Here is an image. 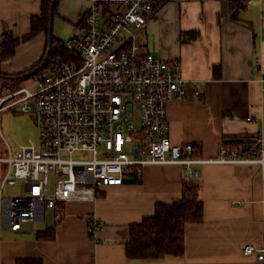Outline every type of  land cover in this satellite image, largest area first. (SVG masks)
I'll return each mask as SVG.
<instances>
[{"label": "crops", "instance_id": "1", "mask_svg": "<svg viewBox=\"0 0 264 264\" xmlns=\"http://www.w3.org/2000/svg\"><path fill=\"white\" fill-rule=\"evenodd\" d=\"M161 1L139 38L154 55L182 65L187 98L168 104L171 140L194 143L202 157L214 158L225 143L245 148L258 135L264 139V0ZM66 2L72 12L68 19L78 25L88 0ZM41 5L42 0H0V31L7 28L23 39ZM46 48L43 31L20 42L14 55L1 62L3 80L14 83L15 76L29 72ZM193 167L201 171L204 216L201 223L187 226L183 255L126 254L131 225L152 216L157 202L180 199L190 179L183 165L149 164L138 180L129 177L123 184L100 187L93 201L66 203L59 220L49 209L45 218L25 222L20 230L3 227L0 264L21 259L42 264H264L257 254L244 253L247 244L264 247L260 165L207 162ZM92 214L103 221L95 240L88 230Z\"/></svg>", "mask_w": 264, "mask_h": 264}, {"label": "built area", "instance_id": "2", "mask_svg": "<svg viewBox=\"0 0 264 264\" xmlns=\"http://www.w3.org/2000/svg\"><path fill=\"white\" fill-rule=\"evenodd\" d=\"M161 3L91 0L85 28L66 40L70 57L50 56L43 68L14 83L3 80L0 60V232L20 230L49 209L59 220L66 203L93 201L100 187L138 180L149 164H180L190 179H198L194 164L253 163L264 182L261 135L245 148L225 143L214 158L202 157L194 143L171 140L168 104L187 98L182 65L154 55L139 38ZM9 111L34 118L37 142L14 149L2 126ZM19 182L24 194H5ZM102 227L98 216H88L92 239ZM244 253L264 259V247L254 244Z\"/></svg>", "mask_w": 264, "mask_h": 264}, {"label": "trees", "instance_id": "3", "mask_svg": "<svg viewBox=\"0 0 264 264\" xmlns=\"http://www.w3.org/2000/svg\"><path fill=\"white\" fill-rule=\"evenodd\" d=\"M59 1L42 0L41 12L32 17L31 30L22 37L23 39L15 37L9 29L2 28L0 31L1 62L3 59L14 55L20 42L30 39L41 31L47 35V48L50 44L52 46L51 58L62 57L68 59L70 57V53L66 49V40L57 38L52 32V17L54 18L57 12ZM85 22L86 13H83L77 28H85ZM43 58L29 71L35 69L43 61ZM18 77L15 76L14 79ZM226 144L240 146L237 142ZM203 216L204 203L200 197V183L198 179H188L184 182L180 199L171 203L157 202L155 213L152 216H147L140 222L131 225L130 237L126 242L127 256L130 258H160L167 255H183L187 226L201 223ZM53 236V232L48 233L46 238ZM40 237L45 236L42 233ZM18 264H42V261L21 259Z\"/></svg>", "mask_w": 264, "mask_h": 264}, {"label": "rangeland", "instance_id": "4", "mask_svg": "<svg viewBox=\"0 0 264 264\" xmlns=\"http://www.w3.org/2000/svg\"><path fill=\"white\" fill-rule=\"evenodd\" d=\"M90 4L91 0H88L86 8L83 11H86ZM58 9L62 11H57L54 15L52 29H55L56 32H61L60 36L64 37L66 40L72 38L78 33H81L82 28H77V25H73L70 18L68 19V14L72 12L70 11L71 7L68 6L66 0L59 1ZM76 16L74 17L76 18ZM71 17H73V15ZM79 17L80 16H78V19ZM2 126L6 139L14 146V149L18 148L19 146L29 144L31 140L35 142L38 141L39 127L36 124L34 118L28 113L18 114L14 113L13 111L6 112L3 114ZM78 155V152L74 154V156ZM24 185L25 184H23V182H19L14 186H7L5 189V194H24L26 191V186ZM51 210L53 209H50V211Z\"/></svg>", "mask_w": 264, "mask_h": 264}, {"label": "water", "instance_id": "5", "mask_svg": "<svg viewBox=\"0 0 264 264\" xmlns=\"http://www.w3.org/2000/svg\"><path fill=\"white\" fill-rule=\"evenodd\" d=\"M54 1H55V0H54ZM52 19H53V17H52ZM52 23H53V21H52ZM51 54H52V46H51V44H50V45L48 46L47 50H46L45 56H44V58H43V61H42V62H41V63H40L35 69H33V70L27 72L24 76H29V75H31V74L37 72V71L40 70L41 68H43V67L47 64V62L49 61V58H50Z\"/></svg>", "mask_w": 264, "mask_h": 264}]
</instances>
